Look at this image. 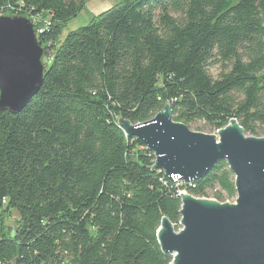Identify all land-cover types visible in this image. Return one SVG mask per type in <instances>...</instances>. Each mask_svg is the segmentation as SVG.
I'll use <instances>...</instances> for the list:
<instances>
[{
  "label": "trees",
  "instance_id": "1",
  "mask_svg": "<svg viewBox=\"0 0 264 264\" xmlns=\"http://www.w3.org/2000/svg\"><path fill=\"white\" fill-rule=\"evenodd\" d=\"M85 3L0 0L49 59L30 102L0 111V264H170L156 233L162 217L181 228L179 192L236 196L222 160L170 180L119 118L168 105L187 125L264 136V0H120L60 39Z\"/></svg>",
  "mask_w": 264,
  "mask_h": 264
},
{
  "label": "water",
  "instance_id": "2",
  "mask_svg": "<svg viewBox=\"0 0 264 264\" xmlns=\"http://www.w3.org/2000/svg\"><path fill=\"white\" fill-rule=\"evenodd\" d=\"M43 55L29 19L0 14V111L16 114L39 92ZM118 123L174 182L188 184L221 160L234 176V203L182 194L180 230L161 218L156 235L170 264H264V136L244 134L236 120L217 136L193 131L168 105L142 123Z\"/></svg>",
  "mask_w": 264,
  "mask_h": 264
},
{
  "label": "rangeland",
  "instance_id": "3",
  "mask_svg": "<svg viewBox=\"0 0 264 264\" xmlns=\"http://www.w3.org/2000/svg\"><path fill=\"white\" fill-rule=\"evenodd\" d=\"M119 2L120 0H86L85 5L80 10V12L75 17L68 20L62 27V33L60 35V39H62L67 34V32L88 24L95 15L107 10L108 8L118 4ZM42 63H49V59L45 57V55L42 57ZM210 72L213 76H216L220 72V69L217 66L211 67ZM187 126L193 131L213 134L216 136L218 134L217 130L216 131L211 130L208 127V125L203 121L193 122ZM179 193L180 195L188 194L186 191H180ZM198 199H206V200L218 202V200L213 195V192L210 191H208V195L206 197H202ZM235 199L236 196L233 198L225 199L224 202H220V203H234ZM13 216H15V213H13V215H11V217L9 218L12 219ZM8 222H9L8 225H11V220H8ZM178 230L174 229V231H178Z\"/></svg>",
  "mask_w": 264,
  "mask_h": 264
},
{
  "label": "built area",
  "instance_id": "4",
  "mask_svg": "<svg viewBox=\"0 0 264 264\" xmlns=\"http://www.w3.org/2000/svg\"><path fill=\"white\" fill-rule=\"evenodd\" d=\"M38 31L41 32V30H38ZM35 33H36V31H35ZM36 36L38 37V33H36ZM189 183H190V182H189ZM189 183H188V184H189Z\"/></svg>",
  "mask_w": 264,
  "mask_h": 264
}]
</instances>
